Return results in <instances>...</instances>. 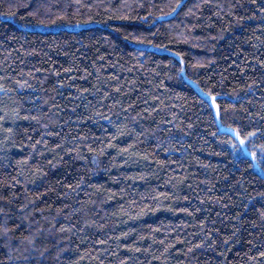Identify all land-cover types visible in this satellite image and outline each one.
Instances as JSON below:
<instances>
[{
  "label": "trees",
  "instance_id": "1",
  "mask_svg": "<svg viewBox=\"0 0 264 264\" xmlns=\"http://www.w3.org/2000/svg\"><path fill=\"white\" fill-rule=\"evenodd\" d=\"M106 2L116 8L135 0ZM154 2L157 8L149 11L156 16L149 19H111L110 13L102 11L88 23L83 21L90 13L84 12L56 24H41L40 20L48 19L45 16H29L31 5L28 9L8 6L28 0H5L0 6V61L7 57L5 63L15 69V79L0 80L8 90L7 94L0 91V109L18 108L21 116L40 117L38 121L17 120L14 124L9 120L3 124L13 128L14 135L11 142L0 143V180L23 173L27 181L37 166L46 173L35 185L29 183L27 192L23 183L18 186V203H26L25 196L35 202L16 213L28 219L15 235L26 236L40 228L43 235L38 237L37 247L41 251L49 247L41 257L24 250L30 245L14 241L19 250L9 253L0 238V264H25V256L28 264H264V257L258 255L264 251L260 229L249 223L241 227L230 219L243 212L249 222H259L257 209L264 207V201L257 194L264 192V156L253 145L264 143V136L258 134L254 141L240 144L228 128L235 124L232 116H225V124L218 128L211 113L201 110L194 82L200 80L201 86L210 87L223 78V91L232 99L220 102H235V88L240 93L236 118L243 123L251 121L253 127L262 126L259 118L251 120L248 113L264 116V86H254L251 91L240 86L251 82L248 77H264L252 59L254 55L264 59V13L260 11L264 3L242 0L244 8L237 7L235 12L244 19L237 23L227 11L237 0H212V6L206 5L199 18L185 16V7L172 17L158 19L159 12L170 10L166 5L173 0ZM196 3L199 0H189V6ZM216 5L224 6L220 17L213 15ZM8 11L17 15L6 18L3 13ZM252 13L255 17L248 19ZM120 14L131 15L127 11ZM135 16L144 17L147 12L136 9ZM212 21L215 24L209 28ZM194 24L205 27L195 29L191 43L174 41L185 25ZM161 44L168 50L158 47ZM240 49L243 52L238 58L235 53ZM173 50L185 54L186 74L179 72ZM245 53L248 64L255 68L241 63ZM169 60L173 62L170 70ZM197 61L205 66L193 68ZM240 67L246 70L241 72ZM69 68L73 71H64ZM96 68L101 69L99 74ZM53 69L60 72L59 77ZM162 70L167 77L157 75ZM20 72L24 75L19 76ZM113 75L118 80H113ZM17 79L27 80L32 87L19 88ZM161 83L166 87H160ZM153 96H160L168 107ZM118 130L130 135L120 136ZM5 135L0 131V142ZM230 140L237 142L233 145ZM124 148L128 152L120 151ZM251 151H257L256 158ZM28 156L32 159L26 164L16 165ZM160 192L179 198L164 199ZM37 193L42 195L37 198ZM185 196L189 199H183ZM249 196L255 200L243 209L242 202L247 203ZM216 197H223L222 203ZM146 204L159 210L140 215ZM205 220L207 223H202ZM29 222L32 229H28ZM234 223L241 232L235 243L225 245L223 240L231 235ZM61 227L66 231L60 232ZM209 231L213 237L207 243L215 246L194 248ZM253 238L255 247L248 244ZM10 255L20 259H9Z\"/></svg>",
  "mask_w": 264,
  "mask_h": 264
},
{
  "label": "snow or ice",
  "instance_id": "2",
  "mask_svg": "<svg viewBox=\"0 0 264 264\" xmlns=\"http://www.w3.org/2000/svg\"><path fill=\"white\" fill-rule=\"evenodd\" d=\"M251 4H256V0H250ZM260 3H264V0H260ZM5 5V0H0V6ZM31 5L32 11L28 13L29 16H45L48 19L47 20H40L39 22L41 24H56L57 21H62V20H68L70 16L73 14L76 15H82L84 12L90 13L89 19L87 21H83L84 23L91 22L93 19L94 15H99L100 12H108L110 13V18L111 19H119V20H124V19H149L154 16H156V13L149 11V8L155 9L157 8V5L155 4L154 0H135L134 4H129L127 2H122L119 7H112L110 3H107L106 0H28V3H21V4H12L8 5L9 7H17V8H24L28 9L29 6ZM212 6V0H199V3L192 4L189 6V0H173V3H169L166 6L170 9L168 12H159L158 17H172L174 14H178L180 10H183L185 7H187V12L184 13L185 16H193L196 15L197 18L202 14V9L205 6ZM223 5H216L215 10L213 11V15L220 17L221 16V11L223 9ZM237 7H240L241 9L244 8V4L242 0H237L236 3L231 4L230 7L228 8V13H230L233 17H235V22L239 23L244 19V17L237 16L235 9ZM259 7V5H257ZM140 9L144 10L147 12V16L140 17V16H135V10ZM122 11H127L131 15H122L120 14ZM261 13H264V7L260 8ZM3 15L7 17H14L17 15V12L15 11H8L3 13ZM255 17V13H252L251 16L248 17V19H252ZM20 19H24V17H20ZM209 20H211V17H208ZM262 20H264V17H262ZM77 24L81 23V21L77 20ZM231 22H229L230 24ZM215 24V21H212V24H209L208 27H212ZM197 27L204 28L205 25L203 24H194V25H185V30L184 32H181L178 37L173 38L175 42H182L185 44L191 43L193 41V33ZM191 29V32L189 31ZM117 31H120V29H117ZM221 33L224 31V29H220ZM155 35V34H153ZM134 39L139 40L140 37L134 36ZM182 38V39H181ZM12 39H16L15 37H12ZM196 40H201V39H216L215 37H195ZM147 43H154L152 40H146ZM155 46V45H154ZM21 47H23L21 45ZM158 47L163 48L165 50L167 49V45L161 44ZM11 51H14V49H11ZM243 52V49H240L239 52H236L235 55L239 58L240 53ZM247 53H245V59L241 61L242 64H244L246 67H253L255 68V65H249L247 61ZM104 57H101V60H103ZM173 59L176 60V62L180 65L179 72L186 74V60H185V54L183 52H175L173 50ZM252 59H254L257 62V65L260 67L261 71H264V59H261L259 55H254L252 56ZM7 60V57H5L4 61H0V64H3L4 67L0 68V72L3 73V75H0V80H8L9 78L15 79V77H12V73L15 71V69L11 68V64L5 63ZM232 64H236V60L232 61ZM168 69L170 70L173 67V62L172 60H169L167 62ZM205 65L201 63L200 61H197L196 64L192 65L193 68H202ZM143 67V65H141ZM239 67V65H237ZM246 67H240V71L244 72L246 70ZM97 74L101 72L100 68L95 69ZM36 71H41L45 72L47 71L46 69H36ZM55 75L57 77L60 76V72L53 69ZM67 73H70L73 71L72 68L65 69L64 70ZM78 71V70H77ZM85 73H87V69H84ZM165 75L167 77V74L163 72L158 73L157 75ZM19 76H23L24 73L20 72L18 73ZM28 76H32V73L29 72L27 73ZM113 80H118V77L113 75L112 77ZM188 79H191V77H188ZM248 79L251 81L250 83L242 84L240 87L242 89H247L249 91L254 89V86H264V77H262L260 80H257L252 77H248ZM100 76L97 75V81L99 82ZM197 84L198 87V92L197 95L199 97V105L201 107V110H208L213 119L217 122V127L222 126L225 124L224 117L225 116H232L235 124L234 125H228V128L231 129L233 132L234 136L237 138L240 144H247L250 141H254L258 134L264 136V116H261L259 112H257L254 116L252 113H248V115L251 117V120H256L259 118V120L262 122L261 127H253L251 124V121L248 123H243L239 119L236 118L235 114L239 111L236 108V102L239 101L240 98V93L236 91L234 88L233 91V97H236V101L233 102L231 105L228 103H221V100L227 101L229 99H232L227 93L223 91L224 87V81L223 78H221L220 81L217 82L215 85H211V78H208V83L211 85L210 87H203L201 86V81L196 80L194 81ZM16 83L18 84L19 88H31L32 85L27 82V80H16ZM61 85L63 84V81L60 80L58 81ZM160 87H166L163 83L160 84ZM219 88L220 91H217L216 89ZM117 92H120V88L115 89ZM0 91H4L5 94H7V89L3 88V85H0ZM87 91V90H85ZM247 94V93H245ZM105 98H107V94H105ZM153 100L158 102L160 105L163 107H168V105H164L163 101L161 100L160 96H153ZM47 103V101H45ZM144 103H147L145 101ZM52 107H56L55 105H52ZM131 107V105H130ZM178 107V106H176ZM152 111H155V109H152ZM245 112H247V109H244ZM0 112L3 114H0V131H3L5 135L4 141L0 142L2 144H7L11 142V138L14 135L13 128H4L3 124L6 123L9 120H12L13 123L15 124V121L20 120V121H38L40 119L39 116H33V115H23L21 116L20 110L13 109L12 111H9L7 108L0 109ZM105 119H110V118H105ZM168 124H172V121H166ZM22 128V126H21ZM22 131H26L23 130ZM118 134L120 136L124 135H130V133H124L120 132L118 130ZM215 136L216 134L213 133ZM116 137H112V139H115ZM30 139V138H29ZM237 140H230L229 143L235 145ZM39 143V142H37ZM59 147V146H58ZM108 147H118V145L114 144H109ZM133 147L132 145H129V148ZM253 147L259 151V153L264 156V143L260 144H254ZM33 151H35V145H32ZM3 149L0 148V151ZM89 151H92L90 148ZM121 152H128V148L120 149ZM42 155V153H41ZM251 156L253 158L257 157V151H251ZM147 158V157H146ZM0 159H3V157H0ZM32 157L28 156L24 160H17L16 165L21 166L26 164L29 160H31ZM51 163V162H49ZM0 167H3V165H0ZM46 175L44 173L43 169L41 167H35L34 170L32 171V176L29 178L27 181L23 180V173L20 174V176H12L10 180L3 181L0 180V238L5 241V247L8 249L9 253L16 252L19 249L14 246L13 242H17L20 245H25L28 244L31 247L30 248H25V251H28L30 254L31 253H37L39 256L43 257L45 253L49 252V247H43V250L41 251L39 247H37L38 244V237L43 235V232L40 228H36L34 232L30 231L29 235H15L17 231L20 230V224L24 222V220H27V216L23 217H17L16 213L21 210H27L29 205L34 204L35 200L33 198H30L28 196H25V200L27 201L26 203H18V197H19V192L17 191V188L19 185L22 183L24 184L25 191L27 192V186L29 183L35 185L36 184V179L38 178H43ZM143 179V177H140ZM171 183V181L169 182ZM71 187V185H69ZM175 187V185H173ZM211 191V189H209ZM5 193H8L7 195ZM42 194L37 193V198H39ZM258 196L261 197L262 201H264V192H260L257 194ZM160 197H163L164 199L172 198V199H178L179 197L174 196L172 193H159ZM151 199L159 204V201L156 196L151 197ZM183 199L187 200L189 197L185 196ZM209 199H213L212 197H209ZM218 202L223 201V197H216L215 198ZM255 200V197L249 196L247 198V203L242 202V208L243 209H248L249 205L252 204ZM225 207H227L225 205ZM159 207L153 208L150 205H145L144 210L141 211L140 215H146L148 212H154L158 211ZM40 211H43L41 209ZM182 211L190 212L189 209H182ZM196 211H200V209H196ZM258 212V221L257 220H252L248 221L244 215L243 212H237L235 213L230 219L235 220L239 223H241V227L243 226L244 223H249L250 226H255L258 227L264 235V207L257 209ZM19 219L20 223H16V220ZM202 223H207V221H203ZM215 222H213L214 224ZM14 225V226H12ZM54 227V225H53ZM241 227H237V225L234 223L231 225V235L227 236L224 240L223 243L225 245H229L230 243H235L237 241V238L241 232ZM28 229H32V224L29 222L28 224ZM66 229L61 227L60 232H65ZM214 232L219 233L220 229L219 228H214ZM123 235H128V233H124ZM213 237V231H209L204 233V239H201L199 243L195 244L193 247L194 248H200V247H214V243H207V241ZM143 239V237H141ZM163 243V241H161ZM248 244L251 245L252 247L256 246V241L255 238L252 240L248 241ZM260 246L264 247V239L260 241ZM127 247V245H125ZM64 250L62 249L61 252ZM136 251H140V249H136ZM168 249H165V252H167ZM191 251V249H189ZM60 255V252L57 253V256ZM223 253H221V256ZM258 255L260 257H264V251H258ZM9 259H17L19 260V257H12L11 255L9 256ZM252 261L256 260L255 256L250 257ZM23 260L25 261V264H28L29 258L27 256L23 257Z\"/></svg>",
  "mask_w": 264,
  "mask_h": 264
}]
</instances>
